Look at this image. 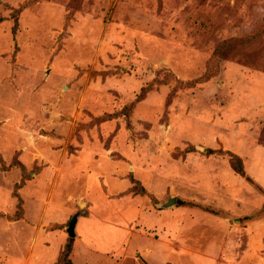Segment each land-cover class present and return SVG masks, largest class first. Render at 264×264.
<instances>
[{"label":"rangeland","instance_id":"1","mask_svg":"<svg viewBox=\"0 0 264 264\" xmlns=\"http://www.w3.org/2000/svg\"><path fill=\"white\" fill-rule=\"evenodd\" d=\"M69 238L72 264H264V0H0V264Z\"/></svg>","mask_w":264,"mask_h":264},{"label":"trees","instance_id":"2","mask_svg":"<svg viewBox=\"0 0 264 264\" xmlns=\"http://www.w3.org/2000/svg\"><path fill=\"white\" fill-rule=\"evenodd\" d=\"M235 46V41L232 39H228V40H224L221 44L220 47H218L217 51L221 50V49H229ZM143 89H141L140 92V96L143 95ZM212 151V150H211ZM231 162L232 167L234 168V170L239 173L241 176L243 177H247L245 170H244V165H243V161L241 159L240 156H238L237 154L231 152V151H225V153ZM178 202L181 204L183 203L181 200H178ZM72 243H73V238H69V241L65 244L63 250L60 252L58 259L56 260L55 264H72L71 260H70V252L72 250Z\"/></svg>","mask_w":264,"mask_h":264},{"label":"water","instance_id":"3","mask_svg":"<svg viewBox=\"0 0 264 264\" xmlns=\"http://www.w3.org/2000/svg\"><path fill=\"white\" fill-rule=\"evenodd\" d=\"M175 203H176V198L175 197H169L166 202L161 204V206L167 207L170 205H174ZM78 216H79V214L75 213L74 215H72L71 219L68 222V225H67L65 230H66L69 237L75 236V228H76V224L78 221Z\"/></svg>","mask_w":264,"mask_h":264}]
</instances>
